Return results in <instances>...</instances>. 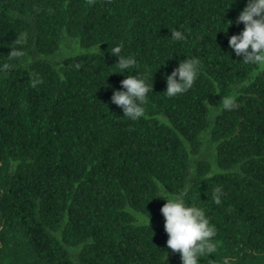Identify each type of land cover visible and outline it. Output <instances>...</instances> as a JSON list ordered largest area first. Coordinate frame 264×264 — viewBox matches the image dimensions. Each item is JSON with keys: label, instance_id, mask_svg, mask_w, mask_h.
<instances>
[{"label": "trees", "instance_id": "16d2710c", "mask_svg": "<svg viewBox=\"0 0 264 264\" xmlns=\"http://www.w3.org/2000/svg\"><path fill=\"white\" fill-rule=\"evenodd\" d=\"M245 2L0 0V264H180L154 181L215 227L200 264H264V70L227 43ZM114 46L152 82L135 121L110 102ZM184 57L200 74L168 97Z\"/></svg>", "mask_w": 264, "mask_h": 264}, {"label": "clouds", "instance_id": "9594fccd", "mask_svg": "<svg viewBox=\"0 0 264 264\" xmlns=\"http://www.w3.org/2000/svg\"><path fill=\"white\" fill-rule=\"evenodd\" d=\"M234 2L235 0H231L230 5ZM225 21L227 22L226 26L217 31L227 32V28L233 21ZM235 23H242L243 27L237 34L227 37L228 47L235 56L240 57L244 64L257 66L264 70V0H246L243 8L235 17ZM170 38L173 41H182L186 37L182 31L174 29L170 32ZM97 45L91 50L93 53H101ZM110 53L117 58L114 64L119 69L110 73H127L120 80V89L112 90L110 102L121 110L123 116L132 121L144 117V106L148 102L149 92H152V82L151 84L147 82V76L128 74V70L135 67L136 61L132 57L123 56L120 46H114ZM200 70V61L196 58L184 57L179 60L171 72L164 75L165 94L168 97H175L187 92L193 86ZM153 73H151V81ZM222 106L226 110H231L236 107V104L232 97H227L222 100ZM212 174L213 172H209V176ZM154 183L159 195L153 197L165 201L160 207V213L163 216V228L167 234L166 247L172 253L179 254L180 264H200L199 258L212 254L216 250L213 243V238L216 235L215 227L210 224L203 209L186 203L183 195L170 193L159 181H154ZM221 195L222 189L217 187L213 194L214 203L221 202ZM126 211L131 210L126 209ZM134 215L137 216L138 224L149 225L148 213L147 217L142 214ZM163 260L167 261L165 253ZM224 264H229V261L225 259Z\"/></svg>", "mask_w": 264, "mask_h": 264}]
</instances>
